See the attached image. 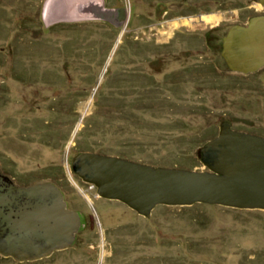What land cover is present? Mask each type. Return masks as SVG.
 I'll use <instances>...</instances> for the list:
<instances>
[{"label": "rangeland", "instance_id": "374dc122", "mask_svg": "<svg viewBox=\"0 0 264 264\" xmlns=\"http://www.w3.org/2000/svg\"><path fill=\"white\" fill-rule=\"evenodd\" d=\"M44 1L0 0V167L21 185L55 181L85 224L69 246L0 264H264V209L158 204L145 216L72 169L95 151L204 170L198 151L223 121L261 130L264 66L234 72L220 46L264 11L258 0H107L126 8L118 26L47 25Z\"/></svg>", "mask_w": 264, "mask_h": 264}, {"label": "water", "instance_id": "95a60500", "mask_svg": "<svg viewBox=\"0 0 264 264\" xmlns=\"http://www.w3.org/2000/svg\"><path fill=\"white\" fill-rule=\"evenodd\" d=\"M264 8V0H258ZM42 18L61 21L104 20L121 25L126 8L105 0H45ZM221 55L234 72L264 66V11L232 24L221 39ZM198 154L204 170L156 166L113 154L80 151L72 169L102 197L118 199L148 216L158 204L196 202L264 209V135L233 129L223 121L219 133ZM81 226L53 181L21 185L0 167V254L19 260L42 257L69 246Z\"/></svg>", "mask_w": 264, "mask_h": 264}, {"label": "flooded vegetation", "instance_id": "af4514ba", "mask_svg": "<svg viewBox=\"0 0 264 264\" xmlns=\"http://www.w3.org/2000/svg\"><path fill=\"white\" fill-rule=\"evenodd\" d=\"M105 2L107 3V0H105ZM165 11V10H164ZM261 69V68H260ZM258 71V70H257ZM256 72V71H255ZM251 73V72H250ZM244 74H247V73H244ZM230 122V121H229ZM231 127L233 128V129H236V128H234L233 126H232V123H231ZM238 130H240V129H238ZM248 132V131H247ZM251 133H264V125H263V127H262V129L261 130H254V131H250ZM218 133H219V131H218ZM264 135V134H263ZM90 187H92V186H90ZM62 189V188H61ZM63 191V190H62ZM79 212V211H78ZM81 215H82V213H81ZM90 219H91V216H90ZM85 224V222H84V220H83V222L81 223V226H80V228L83 226Z\"/></svg>", "mask_w": 264, "mask_h": 264}, {"label": "trees", "instance_id": "16d2710c", "mask_svg": "<svg viewBox=\"0 0 264 264\" xmlns=\"http://www.w3.org/2000/svg\"><path fill=\"white\" fill-rule=\"evenodd\" d=\"M252 15H253V14H252ZM250 16H251V15H250ZM250 16H249V17H250ZM208 35H210V33L207 32V33H206V36H208ZM220 46H221V42H220ZM225 65H226V63H225ZM226 66H227V65H226ZM53 182L56 183L55 181H53ZM56 184H57V183H56ZM57 185H58V184H57ZM58 186H59V185H58ZM59 187H60V186H59Z\"/></svg>", "mask_w": 264, "mask_h": 264}, {"label": "built area", "instance_id": "2783aa9c", "mask_svg": "<svg viewBox=\"0 0 264 264\" xmlns=\"http://www.w3.org/2000/svg\"><path fill=\"white\" fill-rule=\"evenodd\" d=\"M92 186H94V185H92Z\"/></svg>", "mask_w": 264, "mask_h": 264}]
</instances>
